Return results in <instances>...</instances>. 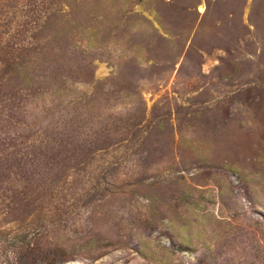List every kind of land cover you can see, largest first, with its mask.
Returning a JSON list of instances; mask_svg holds the SVG:
<instances>
[{"label":"rangeland","instance_id":"rangeland-1","mask_svg":"<svg viewBox=\"0 0 264 264\" xmlns=\"http://www.w3.org/2000/svg\"><path fill=\"white\" fill-rule=\"evenodd\" d=\"M38 128L0 264H264V0H0V138Z\"/></svg>","mask_w":264,"mask_h":264},{"label":"trees","instance_id":"trees-1","mask_svg":"<svg viewBox=\"0 0 264 264\" xmlns=\"http://www.w3.org/2000/svg\"><path fill=\"white\" fill-rule=\"evenodd\" d=\"M4 63L9 67V77L16 75L22 79L27 87L35 81L36 75L30 66L29 60L16 57ZM8 80L10 78L5 81ZM25 89L23 86L19 88L20 91ZM32 95H35L34 92L29 90L28 97L25 99L26 102ZM24 107L23 104L18 105L16 108L21 110ZM54 127L57 132L58 126ZM24 128H31V125H26ZM38 131L39 136L30 134L24 137L18 134L14 136L15 138L11 136L0 138V213L3 215H11L19 211L22 204L29 202L28 199L33 193V185L36 182L37 175L45 167L51 170V162L48 157L51 152L55 149H58L59 152L62 149H66L67 152L70 151V143L67 141L65 134H61L62 137L60 138H55L47 130L38 128ZM62 131L67 132L66 129ZM42 134H45L46 138L41 137ZM36 210L37 208H33L28 217ZM22 233L19 232L14 245L19 251L27 254L21 258L23 264L35 263L33 256L39 250V243L34 237L29 239L30 233ZM59 250L62 251L61 246H59Z\"/></svg>","mask_w":264,"mask_h":264}]
</instances>
